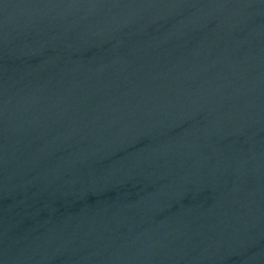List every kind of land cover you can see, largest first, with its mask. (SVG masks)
Wrapping results in <instances>:
<instances>
[{"label": "water", "instance_id": "95a60500", "mask_svg": "<svg viewBox=\"0 0 264 264\" xmlns=\"http://www.w3.org/2000/svg\"><path fill=\"white\" fill-rule=\"evenodd\" d=\"M0 264H264V0H0Z\"/></svg>", "mask_w": 264, "mask_h": 264}]
</instances>
